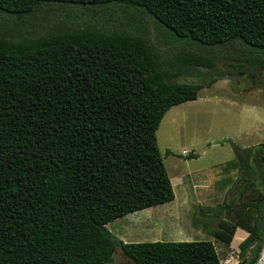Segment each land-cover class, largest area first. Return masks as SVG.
<instances>
[{"label": "trees", "instance_id": "16d2710c", "mask_svg": "<svg viewBox=\"0 0 264 264\" xmlns=\"http://www.w3.org/2000/svg\"><path fill=\"white\" fill-rule=\"evenodd\" d=\"M114 5L145 13L179 47L161 50L140 22L143 35L98 19ZM64 7L95 17L49 18ZM39 12L42 32L29 21ZM225 53L250 77L264 69V0H0V264H108L117 247L133 264H222L214 241L124 242L107 224L174 198L157 129L223 75L211 68ZM235 150L240 187L212 236L228 246L247 231L238 264H256L264 142Z\"/></svg>", "mask_w": 264, "mask_h": 264}, {"label": "rangeland", "instance_id": "374dc122", "mask_svg": "<svg viewBox=\"0 0 264 264\" xmlns=\"http://www.w3.org/2000/svg\"><path fill=\"white\" fill-rule=\"evenodd\" d=\"M121 7L114 5L105 8L102 13L97 12V17L98 19L103 18L111 27L118 24L117 20H120L124 22L126 28L140 35H143V30H145L146 37L153 42H158L160 49L166 53L171 54L173 49L179 47V43L172 37L166 36L145 13L140 11L136 13ZM56 10L48 13L51 20L58 19L61 12L74 18L76 22H81L83 18L95 17V13L91 12L86 17L82 16L81 19L79 17L82 14L75 7ZM44 15L43 12H39L30 17L29 21L35 27L34 30L42 32L38 25L50 27L48 21L50 19ZM131 19L135 21L132 22ZM138 23L144 26L143 30L137 27ZM227 55L228 53H225V57L218 60L211 68L212 72H219L223 75H220V78L210 87L202 88L196 99L173 105L165 113L157 129V143L169 177L177 179L180 175L179 177L192 185L194 184L193 177H201V171L204 170L203 175L211 183L206 190L202 188L198 190L201 202L193 205L188 217V223L191 222L195 232H190L186 223L182 224L181 232H170L173 229L167 227L149 228L146 232L145 229L132 228L133 225L130 223L126 225L128 217L122 216L107 225L113 235L116 236L119 232H129L125 236L132 240L141 239L138 241L211 240L214 241L222 264H238L241 260L238 243L246 237L247 231L237 228L233 241L228 246L214 240L212 233L217 227L216 219L221 216L218 208L222 205L224 207V203L237 194L240 187L239 181L233 186L240 173L235 148L242 150V148L264 142V69L259 68L258 70L252 67L256 75L250 77V74L246 73L250 70L247 63L244 67H230L227 63L232 60L228 59ZM202 70L205 73L209 69ZM192 71L203 74L193 68ZM197 79V76L193 74H188V76L182 74L175 78L180 81ZM199 81L205 82L206 80L200 79ZM190 154H196V157L187 158L186 156ZM230 186L232 190L229 192ZM210 205L213 209L211 214L203 212ZM260 250L263 258L264 242ZM260 263L263 264V260H257L256 264ZM108 264L133 263L117 247L113 253V261Z\"/></svg>", "mask_w": 264, "mask_h": 264}, {"label": "crops", "instance_id": "0c3cea01", "mask_svg": "<svg viewBox=\"0 0 264 264\" xmlns=\"http://www.w3.org/2000/svg\"><path fill=\"white\" fill-rule=\"evenodd\" d=\"M203 171L204 170L201 171V177H193L194 184L192 185H190L188 182H185L182 177H179L180 175L177 179H172L170 177L174 190V198L171 201L141 209L140 211L134 212L135 214L128 213L125 215L128 217V222L126 225L130 223L133 225L132 228L137 227L139 230L145 229L146 232L149 228L158 229L163 227L170 229L172 228L173 231L170 230V232H181L180 230H182V224L186 223V225L189 227V231L195 232L192 229L191 222L188 223L189 214H191L193 205L199 204L201 202L200 193L198 194V190L200 188L206 190L211 185L205 175H203ZM196 183L201 184L197 185ZM126 233L129 232H119V234L116 236L124 239V241L142 242L138 241L141 239H130L129 237L125 236Z\"/></svg>", "mask_w": 264, "mask_h": 264}, {"label": "clouds", "instance_id": "9594fccd", "mask_svg": "<svg viewBox=\"0 0 264 264\" xmlns=\"http://www.w3.org/2000/svg\"><path fill=\"white\" fill-rule=\"evenodd\" d=\"M261 253V256L258 258V260L260 259V260H263V264H264V257L262 258V256H263V253L262 252H260ZM260 264H262V263H260Z\"/></svg>", "mask_w": 264, "mask_h": 264}]
</instances>
